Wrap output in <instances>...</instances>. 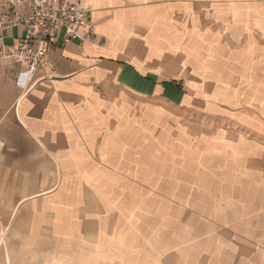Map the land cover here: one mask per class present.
<instances>
[{"label": "crops", "instance_id": "crops-1", "mask_svg": "<svg viewBox=\"0 0 264 264\" xmlns=\"http://www.w3.org/2000/svg\"><path fill=\"white\" fill-rule=\"evenodd\" d=\"M82 2L93 36L45 45L52 81L0 56V264H154L143 190L188 165L202 236L264 264V0ZM22 35L0 29V52Z\"/></svg>", "mask_w": 264, "mask_h": 264}, {"label": "rangeland", "instance_id": "rangeland-1", "mask_svg": "<svg viewBox=\"0 0 264 264\" xmlns=\"http://www.w3.org/2000/svg\"><path fill=\"white\" fill-rule=\"evenodd\" d=\"M258 96L259 100H264V94L259 93ZM262 96L263 98H261ZM1 129L2 131H12V134L21 142V132L15 120L9 118ZM0 145L2 146L1 153L4 149L1 140ZM17 162H22V159L18 158ZM160 174L163 177L162 188H159L155 193L143 190V193L154 194L157 200V213L162 215V221L156 223L158 232L153 235V239L151 238L159 250L154 264H231L233 262L231 255L228 252H223L228 249L224 247L228 245L229 238H204L202 236L204 231L205 234L213 233L215 227L210 223L201 222V174L192 165L183 169L174 168L167 181L164 177L165 173L160 172ZM167 186L168 188H166ZM167 195L171 196L168 197V200L166 199ZM165 214L171 215L173 220L166 222ZM142 224L155 225V223L149 222ZM170 230L173 231L174 236L166 243L165 234ZM145 234H148V231ZM4 239L5 235L1 236V243Z\"/></svg>", "mask_w": 264, "mask_h": 264}, {"label": "built area", "instance_id": "built-area-1", "mask_svg": "<svg viewBox=\"0 0 264 264\" xmlns=\"http://www.w3.org/2000/svg\"><path fill=\"white\" fill-rule=\"evenodd\" d=\"M83 0H4L0 4V29L20 27L23 35L0 56L23 67L31 87L54 79V65L45 45L93 36L92 11ZM2 146L0 145V148Z\"/></svg>", "mask_w": 264, "mask_h": 264}, {"label": "bare ground", "instance_id": "bare-ground-1", "mask_svg": "<svg viewBox=\"0 0 264 264\" xmlns=\"http://www.w3.org/2000/svg\"><path fill=\"white\" fill-rule=\"evenodd\" d=\"M32 88V87H31ZM3 241V240H2ZM4 243V242H3Z\"/></svg>", "mask_w": 264, "mask_h": 264}]
</instances>
